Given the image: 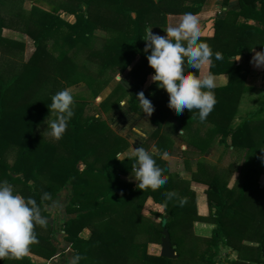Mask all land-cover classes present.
I'll return each mask as SVG.
<instances>
[{
    "label": "trees",
    "instance_id": "obj_1",
    "mask_svg": "<svg viewBox=\"0 0 264 264\" xmlns=\"http://www.w3.org/2000/svg\"><path fill=\"white\" fill-rule=\"evenodd\" d=\"M10 1L19 5L22 0ZM32 1L42 5L14 6V12L6 14L2 12L6 0H0V180L9 182L20 195L35 199L44 218L50 216L44 205L66 183L70 185L64 207L70 216L62 220L60 231L74 255H80L77 264H181L180 259L187 256L188 264H264V203L254 188L256 175L264 169V86L260 106L232 125L239 99L250 88L246 72L234 58L264 45V0H238L237 9H227L214 18L211 36H200L213 52L221 54L220 60L213 57L212 64L206 65L207 72L227 77L226 83L213 89L216 103L203 122L193 115L195 109L183 113L172 109L167 92L155 82L144 86L153 69L147 64L142 38L147 27L164 25L167 14H196L206 0ZM228 1L221 0V4ZM62 12L73 14L74 22L64 20ZM3 28L18 30L31 39L33 50L26 60L24 42L4 36ZM83 51L97 63L96 70L77 63ZM106 71L113 75L127 71L132 84L129 89L115 85L99 106L106 111L127 97L128 109L154 125L141 147L148 149L154 141V158L168 177L167 183L154 190L136 187L134 157H118L128 141L99 114H86L85 98H74L73 116L59 140L48 137L47 128L41 129L49 117L51 95L79 82L96 94L102 85L98 77ZM139 92L151 101L154 109L150 113ZM170 122L200 153L214 140L245 153L241 170L247 176L243 173L245 178L235 188L228 187L217 167L198 163L191 180L206 184V216L196 212L189 181L162 157L172 145L164 132ZM10 151L14 152L12 162L8 161ZM168 191L177 196L166 198ZM45 193L47 199H41ZM148 197L163 207L162 213L151 212L161 216L160 221L142 214ZM180 198H184L183 205ZM193 220L215 223L202 248L196 237H186ZM84 228L89 230L86 238L80 235ZM163 228L169 232L177 254L174 258L147 251L149 242H160ZM34 232L36 241L28 251L44 258L53 256L52 224L45 220L43 226H34ZM221 245L236 249L238 257L216 262ZM0 264L34 263L25 254L19 259L2 258Z\"/></svg>",
    "mask_w": 264,
    "mask_h": 264
},
{
    "label": "clouds",
    "instance_id": "obj_2",
    "mask_svg": "<svg viewBox=\"0 0 264 264\" xmlns=\"http://www.w3.org/2000/svg\"><path fill=\"white\" fill-rule=\"evenodd\" d=\"M164 32V35H158L151 32L149 26L142 38L145 41L143 51L147 64L153 69L150 79L167 92L168 104L172 109L177 113H183L185 109L189 112L195 109L193 115L203 122L216 103L213 89L217 87V81L210 71L200 74L198 70L205 63L211 65L213 57L220 60L221 54L213 52L206 42L200 40L199 18L192 12L181 14L178 22L164 28ZM238 58L239 56L234 59ZM251 62L256 66H264V45L261 50L253 52ZM137 95L143 107L150 113L151 101L142 92ZM50 101L47 108L51 118L44 120V129L47 128L48 137L59 140L73 116V89L65 87L55 92ZM130 155L134 157L137 188L154 190L167 183L168 177L150 149L134 147ZM261 159L264 160V156ZM165 196L171 199L177 193L168 191ZM41 199H47V193ZM184 202V198L179 199L180 205ZM44 224L45 219L41 216L36 200L20 195L9 182L0 180V259H19L25 255L29 245L36 241L34 226ZM80 259V255L76 254L69 264H77Z\"/></svg>",
    "mask_w": 264,
    "mask_h": 264
},
{
    "label": "crops",
    "instance_id": "obj_3",
    "mask_svg": "<svg viewBox=\"0 0 264 264\" xmlns=\"http://www.w3.org/2000/svg\"><path fill=\"white\" fill-rule=\"evenodd\" d=\"M238 8V0H229L227 5H222L221 0H206L203 5L201 10L196 13V15L199 18V23L201 27V35L200 36H211L213 34V21L214 18L223 16L225 11L227 9H237ZM63 15L60 14V16L68 21V22H74L75 18L73 14L66 13L64 12ZM181 14H167L166 15V20L164 25H153L150 26V31L153 33H156L158 35H164V28L168 26H173L175 25ZM72 17V20L70 18ZM249 22H253L252 20H249ZM100 31H98L99 34ZM2 34L6 37L16 39L19 41L24 42V51H23V59L26 60L28 56L31 54L33 50V43L31 41V44L27 47V44L25 43L24 39H28L29 37L14 29L10 28H3ZM22 35V36H21ZM31 40V39H30ZM25 48L27 49L25 51ZM254 51H259L258 49H252L250 51H246L242 54H239L238 59H236L237 63L240 65V68L242 71L246 72V83L250 86L249 89H247L242 95L246 97L251 91L254 90V88L257 87H262L263 91V86H264V66H256L254 62H251V57L253 55ZM236 56V57H237ZM207 63L203 64L201 68L198 70L200 74L207 73L206 69ZM120 75H118L119 78ZM151 74L147 75L146 77V82L145 86L151 81L150 79ZM216 77L217 85H222L226 83V75L225 74H214ZM125 80V81H124ZM123 81H120L121 85L125 88L128 89L129 87V82L124 79ZM80 83V82H79ZM78 84V83H77ZM116 84V83H115ZM112 82L109 81L108 84L100 91V93H104L108 89H110L111 85H115ZM76 85V84H74ZM74 85H70L71 87H74ZM127 98V97H125ZM115 106L112 111H110V114H117L118 118L115 117L116 123L118 125H121V117H124V119H128V125L125 126L123 125V128L120 130H116L118 133L126 136L128 139V147L119 153L118 157L122 158L125 156H131V151L133 150L134 147H141V144L148 139V136L154 129V125L150 122L149 119L146 117L137 114L135 112H131L127 108V102L124 100L122 101V105L120 104ZM122 109L124 113L122 115L118 114ZM239 111V109H238ZM237 114L240 115L238 112ZM164 132L165 135L168 136L172 140V145L170 147L169 152H164L162 153V157L166 159L172 167V164L174 167L172 169H176L179 173V175L185 179H190L191 172L196 170V163L199 158H204L205 162H210L213 165L215 163L216 158L214 157L216 154L218 155L219 149H222V145H218L215 143L211 147L207 148L202 155H200L199 150L188 143L186 139H184L183 134L184 132L181 129H176V124L174 122H170L164 127ZM224 146V145H223ZM152 152H156L157 148L154 145V141L150 142L149 147H148ZM214 157V158H213ZM215 166V165H214ZM190 187L195 190L196 192V212L199 215L206 216L209 213V207L207 203V198L205 194V189L206 185L201 183V182H196V181H191L190 182ZM70 191V185L66 183L63 187H61L58 192L56 193L55 199L50 204H45V208L47 211H50L51 206H55L56 203H62L61 205V210L64 211V207L67 203V195ZM149 209H151L150 212L154 211L157 213H162L163 212V207L152 201L150 197H148L141 209L142 214L147 215L151 218L154 219V216L150 215ZM70 215H68L69 217ZM50 217V216H49ZM65 217L64 219H66ZM46 220V219H45ZM49 223L52 224V219L51 217L49 218ZM194 227H200V226H209V229L214 227L210 223H206L205 221H196L194 222ZM201 230V228L199 229ZM84 233V234H83ZM80 235L84 238L88 237L89 235V230L87 228H84L81 232ZM52 239L51 241H53ZM63 248V250L60 251V249L56 248V251L53 256L50 258H44L42 256H39L33 252H27L26 255L30 257L32 262L34 264H68L70 259L74 255V251L70 246V242L62 238V242L60 244ZM223 247L221 245L220 249ZM147 251L151 254H156L158 255L160 252V244L154 243V242H149L147 244Z\"/></svg>",
    "mask_w": 264,
    "mask_h": 264
},
{
    "label": "rangeland",
    "instance_id": "obj_4",
    "mask_svg": "<svg viewBox=\"0 0 264 264\" xmlns=\"http://www.w3.org/2000/svg\"><path fill=\"white\" fill-rule=\"evenodd\" d=\"M34 2H35V4L42 5L41 2L32 1V0H22L19 5H14V4L11 3L10 0H6V3L4 5L5 7L2 8V12L6 13V14H8V13L12 14V12H14V10H15V9L13 10L14 6H17V7H15L16 9H18V8L29 9L30 6ZM63 13L64 12H62L61 15L64 16ZM68 18H70V20H72V17H68ZM98 35L101 36V32H99ZM24 40H25V43L27 44V47H28L29 44H31L30 38H28V39L26 38ZM98 43H99V41L97 40V45H98ZM26 50L27 49L25 48V51ZM77 63L83 64V65L87 64L88 67L91 70H93V71L96 70V68H97V63L96 62L87 59L86 51L80 52V57L77 60ZM118 75H120V80L118 78ZM124 79H126V81L129 82V87H128V89H129L131 87L132 83L130 82V80H129L128 76H127V71H124L123 73H120V74L117 73V74H114V75L110 74L109 71L104 72L101 76L98 77L97 83H102V85H101V88L99 89V91H97L96 94L92 93L91 89L87 86V84L85 82H80V83L74 85V87H71V86H67V87H71L73 89V93H74V98L75 99H84L85 98L87 100L88 103H87V105L85 107V113L86 114H94V115H98L99 114V116L101 118H103L108 123V125L116 133H118L116 130L122 129L124 124L126 126L128 125V122H127L128 119H124V117H121L120 121H121V123L123 125L122 124L118 125L116 123L117 120H115V117L118 118V115L117 114H114V115L110 114V111H112V109L115 106H117V105H119V107H121L120 104L122 105V101H124V100L127 102V98H122L117 104L113 105L112 107H110L106 111H104L99 106V103L105 96H107L109 94V92L114 88L115 85H117V84L121 85L120 81H123ZM109 81L112 82V85H113V83L114 84L116 83V84L114 86L111 85L110 89H108L104 93H100V91L108 84ZM144 86H145V83H144ZM261 90H262L261 86L260 87L256 86L253 91H251L248 95H246V97H244V95H241V97L239 99V102H238L236 114H235V116L233 118V121H232V125L233 126H235L243 118H245L248 113L255 111L257 109V107L260 106L259 105V98H260L261 93H262V92H260ZM153 109H154V107H152V110ZM238 109H239V111H238ZM120 110L121 111L118 114L122 115L124 113V111H122V109H120ZM238 112L240 113V115L237 114ZM50 118H51L50 116L47 117L46 121L48 119H50ZM44 127H45V124H42L41 125V129H44ZM118 134H120V133H118ZM120 135H122V134H120ZM183 135H185V133ZM122 136L126 138V136H124V135H122ZM126 140L128 141L127 138H126ZM215 143H217L218 145H222L223 148L219 149L218 155L216 154L214 156L216 158L215 163L213 165H211L212 163L207 162V164L209 166H214L215 165V167H217L216 171H220V173H219L220 177L223 178V179H226L228 187H234L235 188L242 182V177H243L242 174L244 173V176H247L245 174L244 170H241V168L244 167L243 161H245V153L242 150H237V149H234V148H231V147H225V146H223V144H220V143H218L215 140L212 142V144L209 147H211ZM128 144H129V142H128ZM199 154L202 155L203 153H199ZM13 155H14V152L10 151V153L8 154V161L9 162H12ZM204 158L205 157L202 158V156H201V158H199V160H197V163H196L197 167H198V163H202V162L206 163L204 161ZM248 162H249V160L247 161V163ZM168 164H170V163L168 162ZM169 167L172 169V167H174V165L172 164V167L169 165ZM197 167H196V170H197ZM174 170H176V169H174ZM196 170L192 171L191 175H192V173L196 172ZM202 177H205V176L203 175ZM253 177H255V175H253L251 178H253ZM181 178H183V177H181ZM243 178H245V177H243ZM255 178L256 179H255L254 188H255V191L258 193L256 195L257 199L260 198L262 200V202L264 203V169H262L261 172L258 175H256ZM183 179H185V178H183ZM185 180L189 181V185H190V182L193 181V180H191V176H190V179H185ZM192 190L195 193V205H196V192H195L194 189H192ZM55 197L53 199H55ZM53 199H52V201H53ZM61 204L62 203H56L55 206H51L49 208L50 209V211H49L50 212V217L52 219L51 222H52V227H53V233H54V236H53L54 240L52 241V244L55 245V247L57 249H60V251L63 250V248H62V246L60 244L62 242V238L64 239L63 233L60 231V225H61L62 220L65 217L68 218V215H69L66 212H63L61 210V206H62ZM150 211H151V209H149L148 213L150 215L154 216V219L153 218L152 219L155 222L161 220V216L153 214ZM50 217H45L44 219H46V221L49 222L50 221L49 220ZM196 221H205L206 223H210L213 226L215 225V223H213L211 221H208V220H193L192 221L191 227H190L189 231L186 233V237L189 238L188 240H190V238L194 239L193 237H196L194 240H196V242L198 243L200 248H202L204 246V243H203L204 239L211 235L212 229L210 231L209 226L208 227L200 226V227L196 228V227H194V224H195L194 222H196ZM200 228H201V230H199ZM244 241H248L249 242V241H252V240L251 239H248V240L244 239ZM154 243H157V242H154ZM158 244H160V242ZM237 257H238V251L236 249H233L232 247H230L228 245H223V247L220 249L218 255L215 257V260H216V262H221V261L223 262L224 260L236 259ZM188 262H189L188 261V256H187V259H186V257H182L180 259V263L181 264H184V263L188 264Z\"/></svg>",
    "mask_w": 264,
    "mask_h": 264
},
{
    "label": "water",
    "instance_id": "obj_5",
    "mask_svg": "<svg viewBox=\"0 0 264 264\" xmlns=\"http://www.w3.org/2000/svg\"><path fill=\"white\" fill-rule=\"evenodd\" d=\"M164 223V222H163ZM162 236L160 239V252L159 255L164 256L166 258H174L177 256L174 246L170 241L169 232L166 228L162 229ZM264 257V255H263Z\"/></svg>",
    "mask_w": 264,
    "mask_h": 264
}]
</instances>
